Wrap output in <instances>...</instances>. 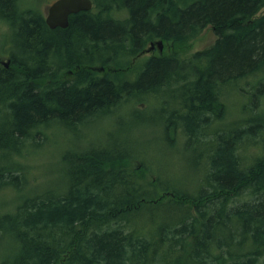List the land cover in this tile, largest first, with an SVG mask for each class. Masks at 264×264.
<instances>
[{
  "label": "trees",
  "instance_id": "16d2710c",
  "mask_svg": "<svg viewBox=\"0 0 264 264\" xmlns=\"http://www.w3.org/2000/svg\"><path fill=\"white\" fill-rule=\"evenodd\" d=\"M92 1L51 29L25 0H0L12 37L10 66H0V192L27 193L22 159L49 129L136 95L162 101V91L178 101H162L166 131L206 160L204 174L178 189L132 167L130 153L66 150L58 185L0 213V264H264V130L250 127L264 123V0ZM207 27L215 43L182 56ZM156 41L164 54L141 58ZM234 90L247 100L239 111L253 113L242 130L226 129Z\"/></svg>",
  "mask_w": 264,
  "mask_h": 264
},
{
  "label": "rangeland",
  "instance_id": "374dc122",
  "mask_svg": "<svg viewBox=\"0 0 264 264\" xmlns=\"http://www.w3.org/2000/svg\"><path fill=\"white\" fill-rule=\"evenodd\" d=\"M54 1L56 0H25L27 7L32 5L40 9L45 16L48 6ZM8 35L9 27L0 19V56L5 62L10 58L11 51L9 43L12 37L11 34ZM216 40L217 36L212 27H207L197 39L180 49L181 55L191 56L211 47ZM146 58L148 56L144 59ZM236 93L238 92L234 90L230 92V95L225 96L228 105L227 130H242L249 127L243 126L240 121L253 116V113L249 111L240 110L243 113L241 114L239 108L242 109L243 103L247 100H242ZM161 97L162 101H173V107L175 104L177 106L178 101L173 99L172 92L162 91ZM162 101L154 95L142 97L136 95L124 100L123 105L118 108L107 113H99L82 124L71 128L59 126L58 129H49L47 133L50 138L40 147L30 148L32 146L30 145L29 152L27 151L25 159H22L26 167V179L30 182L24 196L33 194L34 189L45 190L60 183L62 167L60 159L66 150L87 152L100 146L111 151H118L123 155L130 153L134 157L132 167H138V169L146 167L153 174L158 172L165 186L194 189V183H197L204 174L203 166H206V160L200 161L195 150L186 149V138L180 132L177 131L175 138L173 136L175 129L171 133L166 131L165 122L168 115L162 110ZM259 108L261 109L257 113L264 116V100ZM263 124L255 122L250 127L259 125L258 130L261 128L264 130ZM221 126L225 127V123L215 125L213 128ZM255 143L253 140L246 142L242 155L247 162L255 152L254 147L258 149ZM159 174L157 175L160 176ZM20 195L21 193L12 190L0 192V213L12 211ZM24 196L21 195V197Z\"/></svg>",
  "mask_w": 264,
  "mask_h": 264
},
{
  "label": "water",
  "instance_id": "95a60500",
  "mask_svg": "<svg viewBox=\"0 0 264 264\" xmlns=\"http://www.w3.org/2000/svg\"><path fill=\"white\" fill-rule=\"evenodd\" d=\"M92 8V0H56L47 8L46 23L51 29H66L72 15L90 11ZM156 43L159 46L163 45L162 41Z\"/></svg>",
  "mask_w": 264,
  "mask_h": 264
},
{
  "label": "flooded vegetation",
  "instance_id": "af4514ba",
  "mask_svg": "<svg viewBox=\"0 0 264 264\" xmlns=\"http://www.w3.org/2000/svg\"><path fill=\"white\" fill-rule=\"evenodd\" d=\"M157 42V41H156ZM156 42L150 43L149 47L145 49L144 53L142 54L141 58H145V56L148 57H154L156 55H163L166 49L167 44L159 46ZM155 43V45H153ZM159 53V54H158ZM11 62V58H8L7 61L0 56V66H6L9 67Z\"/></svg>",
  "mask_w": 264,
  "mask_h": 264
},
{
  "label": "bare ground",
  "instance_id": "6f19581e",
  "mask_svg": "<svg viewBox=\"0 0 264 264\" xmlns=\"http://www.w3.org/2000/svg\"><path fill=\"white\" fill-rule=\"evenodd\" d=\"M178 112V111H177Z\"/></svg>",
  "mask_w": 264,
  "mask_h": 264
}]
</instances>
